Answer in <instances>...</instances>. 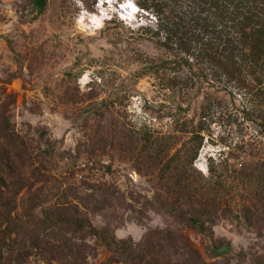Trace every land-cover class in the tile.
Listing matches in <instances>:
<instances>
[{"label": "rangeland", "instance_id": "obj_1", "mask_svg": "<svg viewBox=\"0 0 264 264\" xmlns=\"http://www.w3.org/2000/svg\"><path fill=\"white\" fill-rule=\"evenodd\" d=\"M121 1L49 0L37 14L30 0H0V264H137L146 235L160 264H264V138L244 119L245 100L220 94L227 111L189 163L196 142L174 123H196L200 98L177 117L155 77L137 75L129 48L159 51L146 40L126 47L109 23H121ZM146 132L158 143H144ZM172 207L210 210L214 224L201 233Z\"/></svg>", "mask_w": 264, "mask_h": 264}, {"label": "trees", "instance_id": "obj_2", "mask_svg": "<svg viewBox=\"0 0 264 264\" xmlns=\"http://www.w3.org/2000/svg\"><path fill=\"white\" fill-rule=\"evenodd\" d=\"M48 1L30 0V3L40 14ZM132 1L138 8L132 21L121 20L119 24L111 18L109 23L125 31L127 48L134 41L146 40L159 51V56L153 58L140 53L139 48H129L132 53L129 57L141 63L137 75L155 77L162 94L176 102L172 111L177 117L187 114L191 104L200 98L196 123L192 118H176L174 123L176 132H188L190 140L196 142L189 163L195 159L204 132L210 128L214 116L227 111V104L220 94L243 98L244 119L258 126L259 137L264 138V0ZM227 117L221 118L227 121ZM142 140L148 144L159 141L152 132L144 133ZM236 147L243 149L244 145ZM168 165L169 160L164 163L163 170ZM213 168L212 163V178L216 176ZM253 207L243 203L240 208L243 219L249 224L252 223ZM169 212L201 233L214 224L210 210L186 214L177 213L172 207ZM55 221L79 229L87 228L104 246L111 249L116 246V251L135 250L132 245L125 246L124 241L117 243L85 219L57 217ZM136 248H140L135 253L137 264H160L158 259L150 256L153 255L150 235H146ZM189 250L188 257H198L196 250Z\"/></svg>", "mask_w": 264, "mask_h": 264}, {"label": "bare ground", "instance_id": "obj_3", "mask_svg": "<svg viewBox=\"0 0 264 264\" xmlns=\"http://www.w3.org/2000/svg\"><path fill=\"white\" fill-rule=\"evenodd\" d=\"M128 1H130V0H128ZM131 2V1H130ZM133 4V3H132ZM134 5V4H133ZM103 6H104V4H103ZM116 6V8L118 9V7H117V5H115ZM135 7H136V5H134ZM118 12H122L121 10H118ZM137 11L136 12H134L131 16H130V21H132L134 18H135V16L137 15ZM136 14V15H135ZM128 19V18H127ZM126 19V20H127Z\"/></svg>", "mask_w": 264, "mask_h": 264}, {"label": "snow or ice", "instance_id": "obj_4", "mask_svg": "<svg viewBox=\"0 0 264 264\" xmlns=\"http://www.w3.org/2000/svg\"><path fill=\"white\" fill-rule=\"evenodd\" d=\"M102 2H104V0H102Z\"/></svg>", "mask_w": 264, "mask_h": 264}]
</instances>
